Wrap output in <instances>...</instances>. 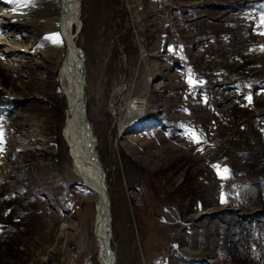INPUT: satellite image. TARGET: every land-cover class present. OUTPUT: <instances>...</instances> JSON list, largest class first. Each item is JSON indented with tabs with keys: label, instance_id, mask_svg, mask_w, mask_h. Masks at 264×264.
Here are the masks:
<instances>
[{
	"label": "rangeland",
	"instance_id": "374dc122",
	"mask_svg": "<svg viewBox=\"0 0 264 264\" xmlns=\"http://www.w3.org/2000/svg\"><path fill=\"white\" fill-rule=\"evenodd\" d=\"M24 1L35 27L0 22V264H99L67 102L35 51L59 0ZM81 20L117 264H264V0H82Z\"/></svg>",
	"mask_w": 264,
	"mask_h": 264
},
{
	"label": "bare ground",
	"instance_id": "6f19581e",
	"mask_svg": "<svg viewBox=\"0 0 264 264\" xmlns=\"http://www.w3.org/2000/svg\"><path fill=\"white\" fill-rule=\"evenodd\" d=\"M67 1L69 0H59L56 7L58 11L57 14L51 13V10H49L50 13L47 11L48 13L41 21L39 20L42 30L48 39V43H45L44 46L37 47L35 51H41L45 61L49 63L51 69L55 71V82L67 102L65 135L66 143L73 154V172L83 183L84 190L92 192L94 195V201L91 202L95 204L92 233L97 250V259L99 264H108V255L110 251L105 245L109 242L112 247L113 213L111 210V202L109 206H105V194L100 186L99 170L90 160L88 154L87 144L89 134L83 125L82 116L79 115L78 106L76 104L79 96L78 79L80 77L84 81V91L86 86L84 56L81 49L77 47L76 44V37L78 35L76 31L82 27V0H74L73 2ZM6 3V5L0 8V22H4L6 17L11 16L14 20H17V22H19L18 20L23 22L26 21L31 26L35 27L36 21L30 14V11L27 10L23 12L28 6L25 5V1L20 5H18V2L12 4V0H8ZM64 8H66L67 11L63 19H61V13ZM57 35L59 37V43L54 42L53 39H49V37ZM13 43H11L10 49H16ZM84 102L86 107L85 95ZM96 145L94 153L100 163ZM103 173L105 176V184L108 187L106 180L107 174L104 170ZM169 214L173 216L174 213L171 212ZM82 239L85 243L86 237L83 233ZM113 264H117L116 254L113 259Z\"/></svg>",
	"mask_w": 264,
	"mask_h": 264
},
{
	"label": "water",
	"instance_id": "95a60500",
	"mask_svg": "<svg viewBox=\"0 0 264 264\" xmlns=\"http://www.w3.org/2000/svg\"><path fill=\"white\" fill-rule=\"evenodd\" d=\"M70 1L73 2L74 0H69L67 2H70ZM66 11H67V9L64 8V10L61 13V19H63ZM78 80H79L78 81L79 96L77 98L76 104L78 106L79 115L82 116L83 125L89 134V140H88V144H87L88 154H89L90 160L97 166V168L99 170L100 186H101V189L104 191V194H105V199H104L105 202L104 203H105V206H109L110 205V195H109L108 187L105 184V176L103 173L102 166L100 165V163L96 157V154L94 153V148L96 145V137L94 136L93 128H92V126L88 120V117H87V112H86V107H85V102H84V95H85L84 81L82 80L81 77ZM105 246L110 251V254L108 255V264H113V259H114V256L116 253L112 249V247L110 246L109 242Z\"/></svg>",
	"mask_w": 264,
	"mask_h": 264
},
{
	"label": "snow or ice",
	"instance_id": "6c2138e0",
	"mask_svg": "<svg viewBox=\"0 0 264 264\" xmlns=\"http://www.w3.org/2000/svg\"><path fill=\"white\" fill-rule=\"evenodd\" d=\"M49 39H53V41L54 42H56V43H59V37H58V35L57 36H52V37H49ZM191 136H192V138L194 139V141H196V142H199L198 141V138L196 137V134L195 133H191ZM218 167V166H217ZM227 169H224L223 170V172L226 174L227 173Z\"/></svg>",
	"mask_w": 264,
	"mask_h": 264
},
{
	"label": "flooded vegetation",
	"instance_id": "af4514ba",
	"mask_svg": "<svg viewBox=\"0 0 264 264\" xmlns=\"http://www.w3.org/2000/svg\"><path fill=\"white\" fill-rule=\"evenodd\" d=\"M173 209H174V210L167 209V212H168V213H171V212L174 213L173 216L171 215V217H176L178 211H177V209H175V207H173ZM168 215H169V214H168ZM169 216H170V215H169ZM171 217H170V220L172 219ZM172 220H173V219H172Z\"/></svg>",
	"mask_w": 264,
	"mask_h": 264
}]
</instances>
